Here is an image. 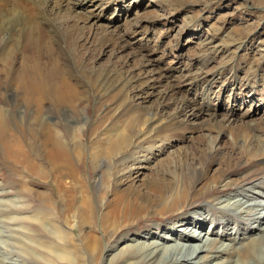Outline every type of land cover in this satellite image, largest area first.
I'll return each instance as SVG.
<instances>
[{
    "label": "rangeland",
    "instance_id": "374dc122",
    "mask_svg": "<svg viewBox=\"0 0 264 264\" xmlns=\"http://www.w3.org/2000/svg\"><path fill=\"white\" fill-rule=\"evenodd\" d=\"M16 1L28 5V0ZM38 1L46 2L49 10L60 11V18H71V25L78 27V31H63L62 47L56 49L60 63L76 67L82 60L85 69L92 72H114L111 75L114 83L102 89L97 98H102L103 110L113 118L109 124L114 119L116 126H125L129 119L142 121V129L132 138L128 151L122 158L117 157L123 161L120 172L133 176L131 180H126L129 176L113 179L114 183H119L120 178L125 181L121 190L138 187L157 174H163L162 178L167 180H173V173L190 176L189 163L193 156L206 172L204 176L199 174V178L203 176L201 182L194 180L193 191L226 168L219 173L220 182L211 184L222 201L230 199L228 194L240 188L236 186L264 176L258 171L259 167H264V0ZM143 64H148L145 79L138 77L139 82L127 83L128 77L138 74L137 68ZM77 73L78 82L89 84L82 71L77 70ZM170 86L174 92L168 91ZM12 98L10 92L7 111L12 116L6 118L13 117L22 123L32 113L26 105L14 104ZM184 102L187 106L182 110ZM95 107L96 100L84 109L80 107L83 109L81 127L91 122ZM45 116L51 115L45 113ZM55 117L56 123L51 125L62 130L59 115ZM55 117L49 120L54 122ZM149 129L153 131L147 136ZM85 133L81 134L82 142L88 138ZM145 136L150 138L143 139ZM11 142L9 138L7 143ZM30 149L32 144L29 153ZM94 149L99 150V146L96 144ZM5 150V143L0 142V264H110L113 255L127 246L153 242L162 246L168 236L172 241L167 243L169 247L180 244L188 248L192 245L173 241L187 228L182 229L178 224L182 220L185 224L198 223L199 219L194 218L202 215L209 222L200 229L192 226L188 229L189 234L196 235L192 240L196 247L204 243L206 247L224 244L233 248L232 239H235L239 242L237 247L245 250L250 239L260 234L256 230H243L252 224L248 221L251 212L248 205L251 204L243 207L241 220L237 222L240 215L228 210L227 214H232L233 218L227 224L224 216L208 213L207 206L213 208L215 202L204 197L188 203L181 218L169 216L154 220L153 215H149L151 220L128 228L118 244H107L108 239L103 238L104 250L93 252L81 237L82 231L90 232L88 226L79 231L78 222L72 219L69 225L76 229L75 234H67L72 228L65 223L59 193L55 199H59L61 205L56 211L41 210L39 196L50 193L52 184L35 177L34 169L29 170L20 155H8ZM83 161L82 171L98 213L107 212L102 202L95 201L101 189L98 178L102 169L94 170L90 156L85 155ZM227 161L231 167H226ZM105 164L112 166L107 161L98 162L97 166ZM230 183L234 186L229 192L226 186ZM25 186L33 194L25 193ZM111 199L109 193L106 201ZM12 200L18 202L17 207L11 205ZM95 229L99 231L98 222ZM63 232H66L64 239L72 244L61 248L54 241V235ZM179 253L192 251L173 249L165 257ZM247 259L244 264H264V246ZM221 260L206 264H236L237 258L225 255Z\"/></svg>",
    "mask_w": 264,
    "mask_h": 264
},
{
    "label": "bare ground",
    "instance_id": "6f19581e",
    "mask_svg": "<svg viewBox=\"0 0 264 264\" xmlns=\"http://www.w3.org/2000/svg\"><path fill=\"white\" fill-rule=\"evenodd\" d=\"M83 19L86 20V18ZM71 22H73L71 18H60V11L49 10L44 1L28 0L27 6L16 0L0 1V142L5 143L7 154L20 155L26 167L29 170L34 169V173H31L35 174V177L52 184L50 193L46 192L39 196L41 210L56 211L57 206L61 205L60 200L55 199L59 193L64 205L62 213L65 216V223L69 225L72 219L76 220L79 231H82L84 226H88L90 232L83 233L82 231L81 237L87 241L88 247L93 252L101 253L105 247V238L108 239L107 244H118L126 235L128 228L137 227L143 221H149L152 218L164 220L169 216L176 219L181 218L186 212L187 204L196 202L197 199L206 197L210 202H215L213 208L211 205L207 206L208 213L224 216V219H227V224L228 220L231 223L233 218H231L232 214H227L230 212L228 210L235 211L237 215H240L236 220L237 222L239 219L241 220L243 214L241 210L245 208L244 206L251 204L248 205V209L251 211L248 221L252 223L254 228L250 225L249 228H243V230L250 232L256 230L260 234L257 238L250 239L245 245V250L242 249L243 247H237L239 242H236L235 239H232L234 244L233 248L229 247L230 249L224 244L206 247L204 243H199V247L194 246L192 240L196 238V235L189 234L188 229L191 226L200 229L207 224L208 218H204L202 215L203 218L201 216L194 218L199 219L198 223L185 224L186 221L182 220L178 224L182 229L187 228L184 229L183 233L178 234L173 241L189 243L192 246L185 248V245L177 243L179 245L169 247L167 243L172 241L170 240L171 237L168 236L162 246L158 242L148 245L144 243L138 246H127L113 255L110 262V264L123 262L128 264H206V262H220L225 255H231L237 258L236 264H244V261H248L247 258L256 253L257 248L264 246V176L261 175L260 178L236 186L240 188L228 194L230 199L222 201V198L217 197L218 190H214L211 184L220 182L219 173H223L226 168L209 179L206 178L208 183L193 191L195 181L201 182L206 173L194 161L195 157L193 156L189 163L192 171L190 172L191 177L186 173L182 175L173 173V180H167L162 178L163 174L161 173L162 175L157 174L155 178L148 179L138 187L131 188V190H121L120 187L125 181L120 178L119 183H114L113 179L118 176L128 177L129 175L120 172L119 167L123 165L120 163L123 161H119L117 157L121 156L122 158L123 154L128 151L132 145V138L141 128L142 121L129 119L125 126H116L114 119L109 124L113 118L109 112L105 113L103 110L102 98H99L100 100L97 98L102 89L114 83L115 78H111L114 72H92L90 69H85L82 60L78 61L76 67L71 65L68 67V64L58 61L60 57L59 53L56 54V49L60 50L62 47L63 31L74 29L78 31V27L71 25ZM81 67H83L82 70ZM147 67L148 64L138 67L139 73L130 75L129 80H126L127 83L129 81L137 83L140 78L145 79L148 75ZM77 70L82 71L81 74L88 80L89 84L85 81V86L78 82ZM149 76L151 77L150 74ZM169 90L170 92L171 90L175 91L173 86H170ZM10 92L14 104L26 105L32 113L22 123L16 122L13 117L6 118L9 115L12 116L11 112L8 113L7 111L8 103H10L8 99ZM93 100H96L93 119L87 126L81 127L84 106L92 104ZM81 106L83 109L80 108ZM186 106L187 103L185 105L181 103L182 110ZM45 113L51 116H45ZM56 114L62 121V130L57 129L55 125L56 129L52 126L56 123ZM53 117L56 119L51 122L49 119ZM44 119L45 121H43ZM84 131L88 133V138L82 142L81 134ZM152 131L153 129H149L146 135L152 134ZM9 138L11 143H7ZM146 138L150 137L145 136L143 139ZM31 144L32 149L30 151L33 155L28 152ZM96 144L99 146V150L95 151ZM88 145L90 146L88 147ZM85 155L90 156L94 170L96 167L99 171L102 169L98 178L101 189L95 201L97 204L102 202L104 208L108 209L107 212L98 213L94 199L90 194L87 179L82 171ZM101 161H107L112 166L108 167L107 165L106 167V164L104 167L97 166V163ZM225 164L226 167H231L230 162L227 161ZM258 171L264 173V167H259ZM200 173L203 176L199 178ZM132 177L130 173L126 180H131ZM231 183H234V180ZM231 183L226 186L229 188V192L234 186ZM23 191L33 194L27 186L23 188ZM109 193L112 199L106 201ZM201 195L202 197H200ZM29 197L31 198V196ZM29 197L28 199H30ZM104 201L106 202L104 203ZM10 203L17 207L18 202L12 200ZM256 212H260V214L257 215ZM57 214L61 216L59 211ZM149 215H153V217L150 218ZM97 222L99 231L95 229ZM241 224L244 225L243 222ZM69 226L72 229L67 234L74 235L76 229L71 225ZM163 231L165 232L166 228ZM168 231L174 233L175 229H168ZM65 233H55L54 241L58 243V247L64 248L72 244L64 239ZM205 237L206 235H204V239ZM109 248L107 247V249ZM178 248L182 252L187 249L192 253H179L170 258L165 257L168 251L178 250Z\"/></svg>",
    "mask_w": 264,
    "mask_h": 264
}]
</instances>
